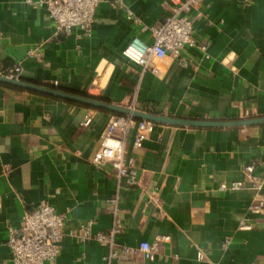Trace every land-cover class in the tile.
<instances>
[{"label": "crops", "instance_id": "1", "mask_svg": "<svg viewBox=\"0 0 264 264\" xmlns=\"http://www.w3.org/2000/svg\"><path fill=\"white\" fill-rule=\"evenodd\" d=\"M171 5L100 0L92 33L83 36L78 28L56 31L43 7L0 0V69L20 62V79L170 117H264V0H203L191 14L193 36L205 50L186 45L179 57L153 60L146 69L128 61L122 50L134 36L151 41L141 24H160ZM116 114L0 84V264H13L9 229L43 200L64 215L57 264H264V213L250 209L264 200V122H154L141 147L133 146L130 128L125 156L138 177L130 185L110 161L93 162ZM247 163L255 164L258 190L243 171ZM234 181L243 186L220 189ZM242 220L251 228H239ZM114 225L119 250L146 241L155 244L153 259L111 257L95 234Z\"/></svg>", "mask_w": 264, "mask_h": 264}, {"label": "built area", "instance_id": "2", "mask_svg": "<svg viewBox=\"0 0 264 264\" xmlns=\"http://www.w3.org/2000/svg\"><path fill=\"white\" fill-rule=\"evenodd\" d=\"M170 14L158 25L141 24L140 31L148 32L151 39L147 42L139 36H134L122 50L123 56L131 62L140 65L143 69L150 66V62L162 61L170 56L177 58L181 50L186 46H197L205 50L203 41L197 43L193 36L192 14L203 0H170ZM100 0H23L29 7L45 8L47 15L56 31L71 33L78 28L83 36H90L95 13ZM128 18L140 23L138 17L128 12ZM31 55L32 49L28 51ZM153 66V65H152ZM155 67V65L153 66ZM22 73V65L16 62L6 69H0V74L19 79ZM90 117H86L83 124H87ZM154 122L145 119L135 120L129 115H112L107 121L101 134L100 141L93 154V162L110 161L114 175L123 179L130 185L138 183L137 170L134 160L125 156L124 141L127 131L134 128L132 144L141 147L147 134L153 130ZM254 163H247L243 171L248 177L250 187L254 190L261 188V180L253 174ZM264 171V165H263ZM241 181L230 184L222 183L220 189H239ZM253 213H264V200L257 199L250 205ZM64 215L58 213L54 205L49 201H41L34 209L24 213L21 225L18 228H10L7 245L11 252L13 264H57L56 259L60 253V243L64 236ZM239 228L250 229L251 226L244 220L240 221ZM118 229L114 225L107 233L98 232L95 239L109 244V255L138 256L153 259L155 244L146 241L140 242L136 247L123 246L121 250L114 242V236ZM89 227L84 229V238L89 237ZM197 258L202 259V254L197 253Z\"/></svg>", "mask_w": 264, "mask_h": 264}, {"label": "water", "instance_id": "3", "mask_svg": "<svg viewBox=\"0 0 264 264\" xmlns=\"http://www.w3.org/2000/svg\"><path fill=\"white\" fill-rule=\"evenodd\" d=\"M0 84L16 87L19 89L32 91L60 99H65L68 101L80 103L87 105L89 107H95L100 109H105L113 113L121 115H129L136 119H145L153 122L167 123L173 125H184V126H226V125H240V124H253L264 122V117H256L250 119H243L232 122H222V121H208V120H194V119H183L170 117L160 114H154L148 111H142L138 109H133L126 106L116 105L108 102H104L98 98L78 95L74 93L65 92L56 88L49 87L47 85H40L24 79H16L4 76L0 74Z\"/></svg>", "mask_w": 264, "mask_h": 264}, {"label": "trees", "instance_id": "4", "mask_svg": "<svg viewBox=\"0 0 264 264\" xmlns=\"http://www.w3.org/2000/svg\"><path fill=\"white\" fill-rule=\"evenodd\" d=\"M5 87H7L9 89H12V90H15V91H22V89H19V88H16V87H12V86L5 85Z\"/></svg>", "mask_w": 264, "mask_h": 264}]
</instances>
